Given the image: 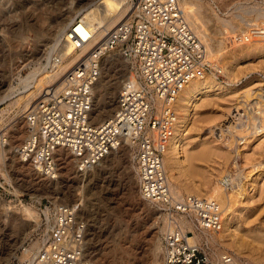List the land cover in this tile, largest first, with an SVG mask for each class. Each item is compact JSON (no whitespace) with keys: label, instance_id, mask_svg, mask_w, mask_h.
<instances>
[{"label":"rangeland","instance_id":"obj_1","mask_svg":"<svg viewBox=\"0 0 264 264\" xmlns=\"http://www.w3.org/2000/svg\"><path fill=\"white\" fill-rule=\"evenodd\" d=\"M96 1L0 0V100L11 96L0 104V141L4 135L7 141L0 147V264H33L28 249H24L38 247L36 239L46 228L42 223V210L55 204L77 205L75 209L82 211L80 217L89 228L85 251L88 248L86 254H91L89 258L94 264H156L161 261L162 239L168 226L163 215L143 201L132 149H121L93 171L83 174L76 170L74 158L69 163L57 158L61 171L56 180H47L33 166H28L30 163H23L17 156L20 146L27 140L25 133L30 131L27 108L13 104L16 99L28 95L17 97L25 92L21 81L34 73L42 78L55 71L49 63L56 55L52 48L55 45L53 35L59 24L68 26L73 19L81 18ZM133 1L136 0H130L132 4ZM196 1L207 18L206 31L215 41L222 37L218 19L232 21L237 31L231 33V38L225 35L228 40H224L220 48L216 42L215 53L219 56L211 59L213 64L219 65L223 77L217 75L218 80L230 94L220 99L211 95L208 99H213L212 104L206 106L202 104L204 98L199 99L196 103L203 107L192 106L189 110L187 145L194 155H201V173L196 177L195 186L200 192L207 193L208 186L215 187L224 175L233 172V185L230 190L225 188V192L232 195V188L238 191V178L249 175L255 164L259 163L262 169L243 180L239 188L241 197L230 210L232 223L226 232L232 238L224 244H212L206 239L198 242L211 245L214 257L231 254L243 264H264V137L249 133L244 138L241 134L248 114L255 116V107L263 105L264 108V40L240 45L234 39L253 27H264V0ZM75 7L78 15L73 11ZM129 11L130 8L124 16ZM131 16L132 13L126 21ZM120 54L110 55L113 69L105 79L112 101H116V109L119 91L116 84L112 88L110 85L127 79L135 68L131 61L115 59ZM231 62L234 73L229 76L222 70ZM63 76L44 85L30 107L46 88L59 86ZM249 89L252 96L246 102L244 92ZM11 91L17 92L11 95ZM238 114L241 115L239 121L235 118ZM15 127H20V132L24 133L22 139L16 140L12 135ZM183 181V196H187L191 188ZM25 208L34 212L38 222L24 215ZM193 228H186V231L201 233ZM34 261L37 262L36 257Z\"/></svg>","mask_w":264,"mask_h":264},{"label":"built area","instance_id":"obj_2","mask_svg":"<svg viewBox=\"0 0 264 264\" xmlns=\"http://www.w3.org/2000/svg\"><path fill=\"white\" fill-rule=\"evenodd\" d=\"M133 4L131 19L118 24L103 42L82 55L60 85L46 88L28 111L31 136L20 146L19 156L42 176L56 180L58 148L71 151L76 170L83 174L129 137L141 196L169 223L157 264H243L231 254L214 257L211 245L191 241L193 234L182 227L181 221L192 223L198 231L219 232L223 227L222 209L212 199L174 195L164 165L177 122L174 105L180 91L207 74L222 78L221 69L209 61L207 49L191 29L180 0H136ZM77 22L66 40L80 52L91 37H85L89 29L82 18ZM234 39L240 45L264 40V28L253 27ZM114 52L135 64L138 81L122 87L112 119L93 125L94 86L104 59ZM62 63L55 55L50 67L59 70ZM240 116L236 115L237 121ZM233 174L230 172L222 181L227 190L233 185ZM41 217L46 228L35 242L39 264H94L85 255L87 227L77 218V209L55 204L42 210Z\"/></svg>","mask_w":264,"mask_h":264},{"label":"bare ground","instance_id":"obj_3","mask_svg":"<svg viewBox=\"0 0 264 264\" xmlns=\"http://www.w3.org/2000/svg\"><path fill=\"white\" fill-rule=\"evenodd\" d=\"M181 7L183 11L185 12L187 21L195 33V35L202 41V43L205 45L207 49L208 59L211 61L213 57H218L219 54L215 53V44L217 42L218 47L222 45L224 40H228V38H231V33H236V25L232 21H226L222 19H218L219 23L221 24L219 27V31L221 32V36L218 41H215L206 31L207 26V18L202 13V7L196 0H180ZM130 8L129 14L127 16H124L127 10ZM73 9V8H72ZM80 10V9H79ZM75 11V14H77V7L73 9ZM135 11V5H133L130 0H98L94 3H92L83 13V16L81 17L83 22L88 27V32L85 35L86 39L91 37L90 41L86 43V45L83 47V49L80 52L75 51L74 46L72 43H69L66 40V35L69 32V30L75 28L77 26V19H73L70 24L67 25H60L58 26V30H56L55 34L53 35V41L55 42L53 48V52H55L56 55H59L61 57L63 63L60 65L59 70H55L52 74H49L48 76L42 77L40 74L34 73L30 76H28L27 79L21 81V85L24 86L23 89H25V92L19 94L20 95L28 94L26 96H22L18 99H16L15 102H13L14 105H17L18 107L24 106V108L29 111L34 104L30 107L31 101L36 98V96L40 93V91L43 89L44 85L53 83L55 80H57L60 76L65 74L67 71H69L76 63V61L85 53H87L89 50H91L95 45L98 43H101L105 40L108 33L113 30L118 24L126 22V19L130 16V14ZM72 12V11H71ZM72 14V13H71ZM78 15V14H77ZM132 17V16H131ZM131 17L127 20L129 21ZM72 18V17H71ZM254 26V25H253ZM264 28V27H263ZM243 34V33H242ZM228 36V38L225 37ZM234 36V34H232ZM224 36V37H223ZM264 44V43H263ZM51 48V51H52ZM52 52V53H53ZM219 52L221 50L219 49ZM116 53V52H114ZM54 54V55H55ZM62 54V55H61ZM113 54V53H111ZM109 54L103 61L101 74L94 86V101H93V108H92V115H91V124L93 125H99L103 124L106 121L112 119L114 116V112L116 111V101H112V94L107 87L108 82L105 81L106 74L110 73V71L113 69V65L110 62L112 59V56ZM51 55V53H50ZM49 55V57H50ZM52 56V55H51ZM121 59L125 60L127 63L130 62L128 58H125L122 53L120 55H117L115 59ZM51 59V57H50ZM51 61V60H50ZM50 65V63H49ZM219 66V65H218ZM135 67V66H134ZM220 68V67H219ZM55 69V68H54ZM134 72L131 73L130 76L127 77L124 81H118L117 83L111 84V88L116 84L117 91L120 92L122 87L127 84L128 82H132L133 84H136L138 81L136 79V69H133ZM45 71V70H44ZM43 71V72H44ZM222 71L226 72L229 76L233 75L234 73V63L231 62L229 66ZM47 72V71H46ZM45 73V72H44ZM134 74V75H133ZM43 75V74H42ZM17 91L13 92L11 91V95L16 93ZM19 92V90H18ZM114 94V93H113ZM229 95L228 88H226L221 82H219L217 74L212 73L210 75H206L203 78H197L192 80L188 85H186L179 93L178 98L174 105V111L177 116V122L174 126L173 133L168 145V148L166 150L165 156H164V165L165 170L169 179V184L171 187V190L174 195L183 197V186L185 180L188 187L191 189H188V196H196L203 199H209V200H215L219 202V205L223 212V227L222 230L219 232H212L208 230H203L201 233H197L195 231H190V234H193L191 241L198 242L199 240L206 239L209 243L215 244V243H227L228 238H232V235L226 234V232H229L230 228L229 226L232 223L231 218V212L230 210L234 208V205H237L239 202V199L241 197L240 191L241 185L243 184V180H248L249 176L253 175L256 170L260 169V165L258 164L254 165L253 170L250 172L249 175H245L244 177L238 178L237 180H240V183L237 184L238 191L235 190V188H232L234 191V194L228 195L225 191V187L223 186V179L226 175H229L230 173H227L226 175H222L223 177L219 180V183L216 184L215 187L208 186V192L202 193L199 191L200 188H196V177L201 173L200 172V166L199 161L201 160L200 154H195L191 151L189 146L187 145V134H186V126L188 123V117H189V110L192 106L194 108H200L203 106H206L207 104H212L213 99H208L211 95L216 96V99H220L222 96ZM252 96V93L249 90L244 92V97L246 102H249L250 98ZM11 96L7 95L3 97L0 100V104L4 103L6 100H8ZM16 97V98H17ZM204 98L201 105H197V100ZM116 99V98H115ZM262 99V98H261ZM13 101V100H12ZM261 102V101H260ZM263 102V101H262ZM156 105L159 107L160 103L158 100H156ZM262 105V104H261ZM255 106H257L255 104ZM30 107V109H29ZM198 108V109H199ZM23 109V110H25ZM255 116H252L251 114H248V120L245 123L243 121V128L241 130V134L244 135L243 137H248V134L255 135V137H264V108L262 106L255 107ZM194 115V114H193ZM255 118H258V120H255ZM108 119V120H107ZM244 119V118H243ZM193 120V119H192ZM20 128V127H19ZM18 127L14 128L13 134L16 140L22 139L23 134L22 131L20 132ZM234 129V128H233ZM238 129V127H237ZM23 130V128H22ZM231 130V129H230ZM234 132V131H233ZM232 133V132H231ZM241 135V136H242ZM4 135L2 137V140L0 141V147L2 144L7 141H5ZM25 140L29 139L31 136V133L29 131V134L25 133ZM13 137V138H14ZM241 137V139L243 138ZM250 137V136H249ZM246 140V139H245ZM23 141V140H22ZM21 145V144H20ZM4 147V146H3ZM215 146H213L214 148ZM217 147V146H216ZM121 149L130 150L132 149L130 146V138L126 137L122 141V145L119 149L114 151L112 154L119 153ZM218 149V147L216 148ZM205 150V149H204ZM220 151V149H218ZM242 153V151H241ZM206 154V153H205ZM238 155L242 156L240 154V151H238ZM19 156V154H17ZM110 156V155H109ZM108 156V157H109ZM206 156V155H205ZM20 157V156H19ZM56 158H60V162H68L71 158H73V155L70 150L66 148H58L56 151ZM107 159V157L105 158ZM105 159L103 161H105ZM73 160V159H72ZM71 160V161H72ZM75 161V160H74ZM101 163H99L96 167L92 169H96L98 166H100ZM24 163V162H23ZM28 166H32V164H29ZM258 166V167H257ZM263 166V165H262ZM61 164L59 163V173L61 171ZM262 170V169H260ZM59 175V174H58ZM233 176V175H232ZM44 177V176H43ZM58 177V176H57ZM47 178V177H45ZM49 178H47L48 180ZM51 180V179H49ZM235 180L234 176L232 177V182ZM144 201V200H143ZM77 205L72 206L76 208ZM23 213L25 216L30 217L38 222V219L34 218V212L30 210V208H25L23 210ZM80 214H82V211H77V218L82 220L80 217ZM163 220L166 221L167 226L169 227V223L166 220L164 216H162ZM86 224V223H85ZM182 227L186 230V228L193 230L192 223L186 222L184 220L181 221ZM234 225V224H233ZM34 225H32L33 227ZM86 246H88V236H89V228L88 224L86 225ZM236 231V230H235ZM255 243V242H254ZM231 245V244H229ZM28 249V253L30 254L33 264H39L38 262L34 263V259L36 257V253L32 252L33 249ZM87 251L88 248H87ZM86 251V253H87ZM162 251V249H161ZM85 255L87 257H90V253ZM27 254V252L25 253ZM223 256V255H221ZM37 259V257H36ZM160 262V261H159ZM158 262V263H159ZM157 264V263H156Z\"/></svg>","mask_w":264,"mask_h":264}]
</instances>
